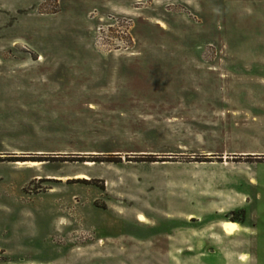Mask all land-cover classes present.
I'll return each mask as SVG.
<instances>
[{
  "label": "rangeland",
  "instance_id": "obj_1",
  "mask_svg": "<svg viewBox=\"0 0 264 264\" xmlns=\"http://www.w3.org/2000/svg\"><path fill=\"white\" fill-rule=\"evenodd\" d=\"M0 264H264V0H0Z\"/></svg>",
  "mask_w": 264,
  "mask_h": 264
},
{
  "label": "bare ground",
  "instance_id": "obj_2",
  "mask_svg": "<svg viewBox=\"0 0 264 264\" xmlns=\"http://www.w3.org/2000/svg\"><path fill=\"white\" fill-rule=\"evenodd\" d=\"M16 163L23 164L26 167H32V166H36V165H38V164H40L42 162L41 161H19V162H16ZM86 163L90 164L89 162H86ZM75 177H85V175L84 174H79V175H76ZM138 219L141 220L142 216H138ZM225 227L229 228L228 224H225Z\"/></svg>",
  "mask_w": 264,
  "mask_h": 264
},
{
  "label": "built area",
  "instance_id": "obj_3",
  "mask_svg": "<svg viewBox=\"0 0 264 264\" xmlns=\"http://www.w3.org/2000/svg\"><path fill=\"white\" fill-rule=\"evenodd\" d=\"M115 26L121 28L120 25H117V24H116ZM107 29H108V28H107ZM110 30H111V34L114 33V34H116V35H118V36L120 37L119 33L121 34V32H122L121 29L119 30V33H118V30H117V29H113V28H111ZM112 30H113V33H112Z\"/></svg>",
  "mask_w": 264,
  "mask_h": 264
}]
</instances>
